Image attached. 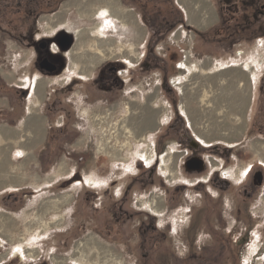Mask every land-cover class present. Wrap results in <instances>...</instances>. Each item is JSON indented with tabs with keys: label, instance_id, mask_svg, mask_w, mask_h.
<instances>
[{
	"label": "rangeland",
	"instance_id": "rangeland-1",
	"mask_svg": "<svg viewBox=\"0 0 264 264\" xmlns=\"http://www.w3.org/2000/svg\"><path fill=\"white\" fill-rule=\"evenodd\" d=\"M10 1L12 0H0V130L5 126L13 128L14 131L21 129L20 133L23 131L22 137H25L26 125L20 122L26 121L31 99H28V95L25 96L23 91H28L27 87L33 85L37 78L45 84L39 94L41 104L46 89L49 91L60 87L61 83L57 82L60 78L53 77V79L37 69L34 56L30 53L33 49L29 43L38 40L41 35H52L64 29L57 26L52 32L48 31L54 24H58L59 20L63 22L66 19L83 30L92 29L96 23H99L101 32L96 36L102 37L103 41L112 38L126 47L135 44L140 59L147 57L149 67L139 69L140 65H138L131 70V73L135 74L136 82L143 79L151 83V86L144 84V88L138 87L143 92H136L138 93L136 97L140 101L144 100V94L157 89L153 81L160 74L176 75L174 81L181 79L186 91H189L188 77L198 76L199 73L189 72L181 61L188 54L191 56L190 60L196 63L209 59V62L215 66L212 68L213 71L216 70L211 77L219 82L215 86L210 81L208 82L211 84L210 87L203 88L206 91L219 92L217 105H211L214 107L211 124L224 121L219 133L211 128L205 131L210 145H213L209 149L216 147L213 151H207V154L211 155L209 172L220 166V158L225 159L223 156L225 147H232L231 151L239 155L237 162H231L228 166L229 169H233L225 172L235 181L242 178L247 168L243 165L250 164L255 159L261 161L260 157L264 156L263 142L250 139L254 136L252 134L244 138L247 113L252 105L251 99L245 94L247 90L252 89V80L248 78L250 76L248 67H252L257 74L255 76L257 82L259 75L264 73V48L261 46L263 41L255 43L236 40L232 35L235 22L227 11H224L223 16L226 20L225 27L228 29L224 33L217 31L220 23L216 2L219 0H190L192 8L195 9L199 5L192 17L188 18L192 28L186 25V16L181 17L176 10L178 5L176 0H119L123 7L132 10L134 19L143 27V37L139 41L136 40V34L133 32V28L135 29L133 24L122 27L119 20L110 16L103 17L99 13L95 17L86 15L80 17L81 3L76 5L73 2L67 6L70 0H29L35 4L29 3L28 0H17L16 2H22L23 5H19L21 6L19 12H16L13 9L18 5L11 6ZM84 1L81 0L83 3ZM105 5L98 0L88 10V14L95 10L100 12V9L106 8ZM28 9L32 10L30 14ZM206 14L208 18L206 17L205 24L203 19ZM203 22L204 25H200ZM263 22L264 18L260 17L259 23ZM70 32L71 34H68L74 39L71 48L73 50L78 39L73 31ZM93 43H96V40L91 38L85 45ZM174 50L178 54L171 57L170 54ZM75 52L74 55L86 59V55L82 54L83 51L75 50ZM90 53L93 51L89 50L88 54ZM118 58L122 57L109 59ZM255 59H258L257 64ZM137 62L130 65L134 66ZM180 62L181 64L177 66ZM82 64L85 63L80 62L79 67H83ZM247 64L249 66H246ZM156 65H159V70L155 69ZM190 73L192 74L188 75ZM74 74L84 75L69 67L65 79L69 80ZM186 76L188 79L185 78ZM221 82L224 89H220ZM175 87L178 89V86ZM30 90L32 92V88ZM132 96L133 94L129 97ZM186 98L189 99L190 106L194 110L193 116L205 113L207 105H201L198 92L192 97L184 96V99ZM127 100V96L119 100L122 107L114 118V113L110 114L108 125L126 118L127 112L124 107ZM100 106L104 108L98 107L94 112L106 118L108 116L106 110L111 104L104 101ZM253 106L257 123L263 125L264 97L258 99ZM223 108L225 111L222 110ZM47 109L48 104L44 108L39 107L37 115L45 118L48 114ZM220 111L225 112L226 118H222V114H217ZM93 113L90 112L91 115ZM206 118L204 119L207 120ZM83 119L75 118L67 128L69 131H74L76 126H82L75 143L58 146L60 139L56 133L60 131L55 130L53 140L56 142L52 140V144H44L40 140L34 150H25L21 156L16 154L18 149L12 148L15 146L13 144L15 141L10 144L0 134V169L1 166L3 168L0 176L5 181L0 182V264H42L44 257L48 264H58L55 261L63 258L67 259L64 264H78L70 257L74 255L77 244L91 234L109 248L111 253L109 259H112L109 264H234L233 256L239 264L240 256L237 253L239 248H236L234 255L228 254L229 257L226 254L216 257L214 253H217L222 243L215 240L219 233L215 228L218 227L216 224L221 212H224L226 224L230 225L237 216L242 219L248 218L246 209L250 205H244L240 198L233 197L230 192H225L226 200L218 197L220 193L216 188L218 183L211 182L207 185L201 181L205 180L204 177L209 172H188L184 169L185 159L181 157L183 153L173 157L170 163L174 171L176 170L174 176L168 177V171L167 173L162 170L152 172L146 168L153 165L155 158L154 156L150 163H146L140 155V151L142 152L149 145L152 146L148 131L145 133L148 144L131 142V147L128 145L124 147L123 143L129 141L126 137L118 141L112 136L114 134H111L112 129L108 125L98 121V124L93 126L89 116ZM54 121H62V112L55 113ZM238 124L244 125L241 131ZM103 137L108 141L110 149L116 148L121 153V157H126L127 160H112L111 156L106 155L101 141ZM166 148H171L169 151H172L176 147L172 145ZM178 148L182 147L178 146ZM110 149L109 152H113ZM140 159H143L145 168L136 176L135 164L140 163ZM61 168L62 171L59 173ZM76 169L82 177L74 178L76 181H73L71 176ZM57 175L59 177L54 178L50 183L44 181ZM94 186L97 188H93ZM93 190L98 191L102 199L96 200L91 197ZM156 193L164 199L163 209L158 213L141 202L142 199H148ZM263 194L264 190L261 197ZM66 195H70V201L57 205L58 207L54 205L56 209L52 207V210L43 213L45 203ZM123 195H125L124 199H122ZM261 197L255 200L256 205L252 210L259 211V215L264 217V211L259 210L262 207ZM121 200L123 205L120 203ZM121 210L128 212L129 217L123 215L122 218H117ZM61 215L63 217L61 225H52L47 231H41L40 221H53L59 219ZM39 217L40 219H36ZM223 238L226 240L225 236ZM24 246L29 251L35 250L34 257L27 256L23 260L9 257L7 259L11 252L26 255ZM226 246L225 243L224 248ZM230 246L232 247L231 244ZM206 248L210 255L205 254ZM250 248L255 249L254 246Z\"/></svg>",
	"mask_w": 264,
	"mask_h": 264
},
{
	"label": "flooded vegetation",
	"instance_id": "flooded-vegetation-1",
	"mask_svg": "<svg viewBox=\"0 0 264 264\" xmlns=\"http://www.w3.org/2000/svg\"><path fill=\"white\" fill-rule=\"evenodd\" d=\"M177 4L176 10L179 12L181 17L184 18V16H186V25L192 28L191 23L188 21V13L186 9L178 1ZM216 5L218 12L217 15L219 17L218 22L220 23L217 31H221L223 33L227 31L228 28L225 27L226 20L223 16L224 11H227L235 22L234 31L232 32L234 38L236 40L249 42L254 41L255 43L263 41L261 46L264 48V22L259 23L260 17L264 18V0H221V3L219 0V2H216ZM59 21L62 22L61 20ZM63 33L71 34V32L61 29L52 35H41L38 40L29 43L31 49H33L30 53L34 56L37 69L43 73V75L57 79L60 78L57 82L61 83L58 89H51L49 91L46 89L44 91L40 108H44L48 104V114L45 116L42 133H40L38 140L35 142L36 145L40 140L44 144H52L54 141L53 134L55 130L60 131L56 133L60 139L58 146L71 145L75 143L80 135L82 126H76L77 130L75 129L74 131H69L67 129L70 126L69 124L75 118L84 120L83 118L86 119V117L89 116L93 126H95L98 124V121L94 122V118L99 117V119L102 118L100 120L102 123L108 125V118L111 116L110 114L114 113V118L120 111V107H122V103H120L119 100L123 96H127L128 100L126 101L127 104L124 107L125 111L127 112V110L131 108L132 103V105L138 109L136 110L138 112V116L136 115L135 118H133V116L126 114V118H121V121L113 122L110 124L111 126L108 125V127H114V124H118L127 118H131L132 122L140 119L142 120V118L145 117L150 119L148 116H151L152 110L154 109L152 125L150 127L147 124L146 130L143 132L145 134L147 133L146 131H148V135H151L149 141H151L153 145L155 156L153 165L146 166V168L152 172L161 170V157L167 150H171V148L166 147L175 145L176 148H173L172 152L174 155L173 157L183 153L181 157L185 159L183 167L186 171H198L195 168H191V170L187 169L185 166L186 161L196 158L198 160H203L204 166V169L198 172H209V167L211 166L209 157L211 155L207 154V151H213L216 147L209 149L213 145L204 144L202 138L199 136V132H197L195 126L193 127L191 124V119L187 114L188 111L183 110V106L192 107L190 106L191 103L189 99H184V92L175 87L173 81L176 78V75L171 76L169 74H160L158 78L153 81L155 84L154 86H156L157 89L144 94L145 98L143 101H140V99L136 97V95H138L136 92L143 93L138 87L144 88V84H146V86H151V83L147 80L144 81L143 79L136 82L135 74H132L131 70L138 65H140L139 69L146 66L149 67L150 64L147 61V57L144 59L141 57V59L135 63L134 66H131L124 58L113 60L107 59L96 66L91 75L85 76L74 74L69 80H67L65 77L70 67L68 52L74 45V39L69 48H62L60 38ZM177 54L178 53L174 50L171 52L170 56L174 57ZM186 58L187 55L185 59ZM180 63H178L177 66H179ZM42 65H45L46 68H42ZM155 69L159 70V65H156ZM254 82L255 80L252 79V89L247 90L245 93L247 94L246 96L251 99L252 105L250 106L251 110L249 109L247 113V125L245 130L246 135L244 139L247 138V135L252 134L254 136L250 139L264 142V124L259 125L257 123V117H255L253 112V104H255L258 99L264 97V73L259 75L257 82ZM30 86L26 89L28 91H23L25 96L28 95V99L31 98L32 94L33 97L35 96L34 91L32 90L31 92L30 89L32 87L30 88ZM194 92H198L200 97H202L204 93L203 90H195ZM186 93H188V91H186ZM196 93L193 94L195 95ZM132 94L133 96L130 98L129 96ZM182 99L185 101H182ZM201 99L200 103L201 105H204L205 102L201 101ZM104 101L111 104L110 108L106 110L108 114L106 118L101 115L100 117L94 112L98 109V107L99 109L103 107L100 106V103H104ZM57 111L62 112L61 122L54 121L55 113ZM90 112H94L93 115H91ZM196 117H198V115ZM114 131L115 130L112 129L111 134H114L113 136H115L117 140V133ZM122 137H125V135ZM142 140H147V138L144 136ZM143 141H141V143ZM178 146L184 149L178 148ZM231 150L232 147H225L223 149V156L225 159L220 158V166L213 168L212 171L204 177L205 180L201 181L207 185L211 182L218 183L216 186L220 192H218V197L225 199V192H230L233 197L240 198L244 205L250 206L246 209V217L248 218L242 219L237 216L233 218V223L230 225L226 224L227 220L225 219L224 212H221L220 217L218 215L216 224L218 227H216L217 229L215 228V230L219 231V233L218 238L215 240L221 241L222 245L218 248L219 250H217V253L214 254L217 255L216 257H222L225 254L229 257V255H234L237 250L236 248H239L237 252L240 256V261L238 262L239 264H264V217L259 215V211L252 210V208L256 205L255 200L258 197H261L264 190V164L255 159L251 161L250 164L243 165L247 168L244 170L242 178L235 181L232 177L226 175L225 173L226 171L233 169L228 168L229 164L231 162H237L238 160L239 155ZM69 154L74 156V154L70 152ZM139 162L140 163L135 164L137 171L135 173L136 176H138L145 168L143 159H140ZM190 167H196V165H191ZM81 177L80 172L76 169L74 174L71 176V179L73 178L72 180L76 181L75 179H79ZM93 188L96 189L97 187L94 186ZM91 194V197L96 200L102 199V195L96 190H93ZM124 198L125 195L122 196V199ZM122 201L123 200H121L120 203L123 205ZM261 203L262 207H260L259 210L261 209L264 211V194L261 197ZM224 205H226V203H224ZM237 210H239V208H237ZM231 211H233V209ZM123 215H128V212L122 211L117 218H122ZM126 219L128 218L126 217ZM224 236L226 240H224ZM227 242L229 244H227ZM225 243L227 245L226 248H224ZM251 246H254L255 249L251 250ZM208 251V248L204 250L206 255H210ZM24 255L22 256L18 255L17 252H11L7 256V259L9 257L23 260L24 258H27V255ZM232 258L234 259V264H237L235 257L233 256ZM4 262L8 263V261ZM41 263L48 264V261L44 257V260Z\"/></svg>",
	"mask_w": 264,
	"mask_h": 264
},
{
	"label": "bare ground",
	"instance_id": "bare-ground-1",
	"mask_svg": "<svg viewBox=\"0 0 264 264\" xmlns=\"http://www.w3.org/2000/svg\"><path fill=\"white\" fill-rule=\"evenodd\" d=\"M97 1L98 0H85L83 3V2H81V0H70L67 6L73 4V2H75L76 5L81 3L80 9H79V16L80 17H85V15L95 17L96 15H98L97 13H99L103 17H109L110 16V17H113V18L119 20L122 27H126L127 25L133 24L135 26V29L133 28V32L136 34L135 35L136 40L139 41L140 39H142L143 33H144L143 27H141L137 23L136 19H134L133 14H132V10L127 9L126 7H123L119 3L120 2L119 0H99L100 2H103L106 4L105 5L106 8L100 9V12H99V10L98 11L95 10L94 12L90 13V15H89L88 10L92 6H94L95 2H97ZM177 1L186 9V11L188 13V18L192 17V14H194L195 10L199 6V5H197L194 9L190 6V0H188V2H187V0H177ZM86 9H87V11H86ZM207 16L208 15L206 14L204 16L205 18L203 19L205 24L207 23L206 22ZM204 22L200 25H204ZM57 26H61L62 28H64L66 31H69V32L73 31V34L76 36V39H78V41L76 40L77 42H76V45L73 48V50L69 51V53H68L69 58H70V67H71V69L78 70L79 73L84 74L86 76H89L92 74L94 67H96V65L98 63H100L104 60H107L109 58L122 57V58L126 59L130 64H134V62H137L140 59V53H138L136 51L137 47L135 44H133V45L130 44L128 47H126L125 45H123V43H120L116 39L113 40L112 38H110V39H104V41H103L102 37L96 36V34H100V32H101L100 31L101 25L99 23H96L92 29H84L83 30V29L79 28V26H76L73 22L69 23L65 19L63 22H59L58 24H54L51 29H48V31L52 32ZM91 38L96 40V43H93V44L86 46L85 44H88V40H90ZM80 41H83L82 42L83 44ZM117 49L119 51H117ZM75 50H77L78 52L83 51L82 54L86 55V59H83V57L81 59L80 55H74L76 53ZM89 50L90 51L92 50L93 53L88 54ZM190 58H191V56L188 54L187 58L182 61V65L184 67H187L189 72L193 71V72H198L199 74H198V76L188 77L190 80V82H189L190 87L188 86L189 87L188 93H186V88L184 87L185 85H184V83H181V81H180L181 79L173 81L174 85L178 86V89L180 91H183L184 95L187 97H192L194 95L193 92L195 90L196 91H198V90L202 91L204 87H206V86H207V88H208V86L210 87L211 84L208 83L210 81H212V83L215 86L219 83L216 81V79H213L211 77L212 73H214L216 70L213 71L212 68H214L215 66L209 62V59L202 61L201 63H196V62H193L192 60H190ZM256 60L258 61V59L254 60L255 63L257 64L258 62ZM82 61L85 64H82L83 67H81V66L79 67L80 62H82ZM246 66H249V64H247ZM258 67H259V65H258ZM209 69H212V70H209ZM248 70L250 71V76L248 77L249 80L251 81L252 79H254L256 81L255 76L257 74H255V71L253 70V68L248 67ZM191 74L192 73H190L188 75H191ZM202 75H204V76H202ZM187 76L185 78H187ZM196 78H198V79H196ZM257 80H258V78H257ZM223 82H221L220 89H224ZM44 85L45 84L40 79L37 78L36 81L32 85V90L34 91V94L35 95L40 94L41 93L40 91ZM203 91H204V93L202 92L203 95L201 97L202 98L201 101L205 102V104L207 105V108L204 111L205 113L198 114V117H195L192 114L194 111V110H191L192 108L187 107V106L186 107L183 106V110L188 111L187 114H188L189 118L191 119V124L193 127L195 126V128L197 129V132H199V136L202 138V141L204 142V144H210V141H208V139H207L208 135L205 133V131H207L208 129L211 128V129L218 131V133H219L221 130V127L223 126L224 121L220 122V123L212 122V124H211V120H212L213 112H214V107H212L211 105L212 104L217 105L219 92L211 91V90H207V91L203 90ZM38 104H39V99H38V101L36 100L33 103L34 106H36ZM136 110H138V109L136 107H134L131 103V108H129L127 110V114H129L130 116H133V118H135V116L138 114V112ZM222 110H224V108ZM224 111H220L217 114H219V115L222 114V118H223L226 116ZM153 112H154V109L152 110L151 116H148V117H150V119L145 117V118H142V120L140 119V120H136L135 122L134 121L132 122L131 118H127L128 120L125 119L124 121H122L118 124H114V127H109V128L114 129L116 131L118 141L121 139L122 136L125 135L126 139H128L129 141H127L126 143H123V146L125 147L128 145L131 147L132 143H134V142L140 143L141 141H143L142 138H144V136H145V134L143 132L146 130L147 124L150 127L152 125ZM198 112H200V111H198ZM146 113H147V111H146ZM204 118H206L207 120H205ZM101 119L102 118L99 119V117L94 118L95 122H96V120L100 121ZM104 125H107V124H104ZM239 128H240L239 130L241 131L244 128V125L243 124L239 125ZM110 136H111V134H110ZM213 136H214V134H213ZM101 141H102V145H103V150L106 151V155H108L109 157L111 156L112 160H117V161L127 160L126 157L125 158L121 157V153H119L116 148L112 149V147H111V149H110V147H109L110 145L108 146V141H106L104 137L102 138ZM144 142H146V140H144L143 143ZM259 145H261V144L259 143ZM262 145H264V142L262 143ZM109 149L113 152H109ZM107 150H108V152H107ZM119 150H121V148ZM169 152H173V150L172 151L167 150L166 153L164 155H162V157H161V170L165 173H167V171H168V173H167L169 175L168 177H171V176L175 175L176 170L174 171L173 165L170 164L171 161L173 160L174 155H173V153H169ZM140 155H142L141 157L144 158L146 163H150L151 160H153V158H154L153 145L152 146L149 145L148 147L145 148V150L143 149L142 152L140 151ZM260 160L262 162H264V156H261ZM60 171H62V168H61V170H59V173H60ZM56 177H59V176L58 175L57 176H51L50 178H47L45 180V182L50 183V181L54 180V178H56ZM163 200L164 199H162V197L157 195V193H156V194H152L150 196V198H148V199H142L141 202L143 205L148 206L151 210L158 213L163 209L162 208V201ZM68 201H70V195L61 196V197H58V199L56 198L54 200H50L49 203H45V205L43 204L44 205L43 213L47 212L48 210H52L54 208V205H56V206L62 205L63 203H67ZM42 208H43V206H42ZM54 209H56V208H54ZM36 219H40V217L36 218ZM62 220H63V217L61 215L59 219H55L53 221L50 220L49 222H47V221L46 222L45 221L44 222L38 221V222L41 225V231L43 232V231H47L48 229H50V226H52V225H54V226L61 225ZM24 251H25L27 256H31V257L33 256L34 257L35 250L31 249L29 251L27 249V247L24 246ZM110 254L111 253H110L109 248L106 247V245H104V243L101 242L99 240V238H97L95 235L91 234L84 241L79 242L77 244V248L75 250V253L70 258L72 260H74L75 262H77L78 264H109L110 261L112 260V259H109ZM66 260H67L66 258H63L60 260L57 259L55 262L58 264H64Z\"/></svg>",
	"mask_w": 264,
	"mask_h": 264
},
{
	"label": "crops",
	"instance_id": "crops-1",
	"mask_svg": "<svg viewBox=\"0 0 264 264\" xmlns=\"http://www.w3.org/2000/svg\"><path fill=\"white\" fill-rule=\"evenodd\" d=\"M36 97H37V101L39 99V104L34 106L33 105V103L35 102L34 98H36ZM30 99H31V104L28 106V114H27L28 116L26 117V121L23 122V120H22L20 122V124L24 123L26 125L25 126V132H26L25 137H22L23 131H22V133H20L21 129H15V131H14L13 128H11L9 126H5V127H2L0 130V134L2 135L1 137L5 138L7 141H9L10 144H12V142L15 141V143H13V144H15V146H13L12 148L16 149V150L18 149L17 150L18 153H16V154L17 155L20 154V156L22 154H24L25 150H27V151L28 150H34L35 145H36L35 142L38 140L40 133H42L43 125L45 123V118L43 116L37 115L38 109L41 106L40 95L36 94L33 97V94H32ZM16 130L18 131V133ZM18 139H20V140H18ZM21 140H23V141L21 142ZM19 142H20V144H19ZM7 163H8V161H7ZM6 167L7 166L5 165V168ZM2 171H3V168L1 166L0 172H2ZM2 178L3 177L0 176V182L3 180ZM37 180H39V178H37ZM17 181H18V179H17ZM4 182L5 181L3 180V183Z\"/></svg>",
	"mask_w": 264,
	"mask_h": 264
},
{
	"label": "water",
	"instance_id": "water-1",
	"mask_svg": "<svg viewBox=\"0 0 264 264\" xmlns=\"http://www.w3.org/2000/svg\"><path fill=\"white\" fill-rule=\"evenodd\" d=\"M60 42L62 43L61 47L64 49H67L72 45L73 37L70 36L68 33H63L61 34ZM42 68H46L45 65H42ZM191 165H196V167H190ZM185 166L187 169H190V170L191 168H195L198 171H201L204 169L203 160H198L196 158H192L186 161Z\"/></svg>",
	"mask_w": 264,
	"mask_h": 264
},
{
	"label": "trees",
	"instance_id": "trees-1",
	"mask_svg": "<svg viewBox=\"0 0 264 264\" xmlns=\"http://www.w3.org/2000/svg\"><path fill=\"white\" fill-rule=\"evenodd\" d=\"M16 1H17V0H12V1H10V5H11V6H14V5H16V6H17V5H18V6H19V5H23L22 2L19 3V2H16ZM28 2H29V3H32V4H35L33 1H29V0H28ZM18 6H17V7H14L13 11L19 12V8H20L21 6H19V7H18ZM31 12H32V10H31V9H28V13L30 14ZM29 14H28V15H29Z\"/></svg>",
	"mask_w": 264,
	"mask_h": 264
}]
</instances>
